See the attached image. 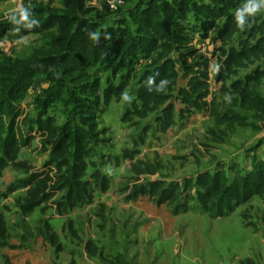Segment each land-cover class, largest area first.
<instances>
[{
  "label": "rangeland",
  "instance_id": "1",
  "mask_svg": "<svg viewBox=\"0 0 264 264\" xmlns=\"http://www.w3.org/2000/svg\"><path fill=\"white\" fill-rule=\"evenodd\" d=\"M118 1L114 9L107 0H82V5L95 28L91 38L103 36L101 57L110 42L136 39L138 49L125 57L126 66L133 59L130 69L115 70L116 62L102 58L92 64L90 47L86 51L78 37L74 52L60 60V46L53 43L58 25L46 28V19L49 14H71L76 0H0V78H8L1 70L7 63L49 59L11 108L19 114L16 125L22 140H27L19 159L35 169L45 168L50 156L42 132L46 120L52 119L56 127H63L56 130L58 137L75 128H90L94 135L89 155L84 156L90 165L88 174L94 166L110 179L106 193L96 190L91 204L64 216L48 205L53 200L29 216L22 214L19 205L25 189L3 199L9 238L0 247V264H116V257L130 264H238L245 258L264 264L262 197L254 196L234 213L217 219L194 204L188 213L173 215L145 196L130 199L132 189L147 180L164 178L182 184L199 172L222 167L228 175L253 173L264 163V80L254 89L258 97L253 103L222 91L216 80L224 55L238 43L239 35L224 43L217 38L224 21L218 15L219 2L228 4L225 14L233 12L232 4L229 0ZM203 75L210 95L200 100L192 83ZM158 79L166 86V104L145 118L123 121L139 93ZM120 80L128 82L122 98L103 105L104 89ZM165 106L172 123L163 132ZM125 151H132L134 158H125ZM25 176L7 168L0 189L5 191ZM44 220L58 235L59 251L39 235ZM87 242L102 256L89 255Z\"/></svg>",
  "mask_w": 264,
  "mask_h": 264
},
{
  "label": "trees",
  "instance_id": "2",
  "mask_svg": "<svg viewBox=\"0 0 264 264\" xmlns=\"http://www.w3.org/2000/svg\"><path fill=\"white\" fill-rule=\"evenodd\" d=\"M229 1L233 8L230 14H225L228 4L219 2L218 15L224 21L217 38L224 43L239 35L238 43L224 55L216 80L221 83L222 91L237 95L245 103H253L258 97L253 95L254 89L264 80V4L259 2L260 0L241 2L235 0L236 3L233 0ZM254 6L256 10L250 11ZM83 9L82 0H76L69 11L71 14L47 16L46 28L54 23L59 28L53 43L60 46V60L66 61L67 55L74 52L72 45L74 39L78 37L79 44L84 45L86 51L90 47L91 62H97L102 58L103 62H116L115 70L122 67L130 69L133 59H128L126 66L125 57L134 54L138 49L136 39L133 37L128 40L119 39L117 44L110 42L101 57L103 36L99 34L96 38H91L95 28ZM9 29H16V26H10ZM84 38H87L86 42ZM48 60L36 58L28 63L23 61L20 65L11 62L1 68L8 78L6 80L0 78V179L9 167L15 171H23L26 176L5 191L0 189V247L7 245L9 238L2 201L18 189H25V195L19 205L25 216L31 215L36 208L48 204L51 200L53 201L48 205H52L59 215L64 216L74 208L91 204L96 190L106 193L110 189L109 177L98 168L92 166V172L88 174L90 165L85 162L84 156L89 155L88 144L94 135L90 128L89 130L75 128L68 134L58 137L56 130L60 131L63 127H56L52 119H47L42 133L49 147L50 161L45 168L35 169L30 162L19 159L27 140H22V131L16 125L19 114L13 112L11 108L14 101L19 99V93L31 85L39 69ZM243 70L249 72L241 78L239 73ZM227 82L229 84L226 86ZM163 84L164 80L150 82L148 87L139 93L138 102L131 103V108L124 114L122 120L126 122L132 121L135 117L145 118L148 113L155 111L156 107L166 104L168 96L164 88L166 86ZM127 86V80H120L118 84L106 87L101 96L103 105H109L113 98L119 101ZM192 89L198 93V99L208 98L210 91L207 75L196 78L192 83ZM7 105L9 107L6 108ZM164 114L165 119L161 117L160 124V130L163 132L172 123L169 107L165 106ZM124 153L125 158L131 160L134 158L132 151ZM135 172L141 173L142 170L135 168ZM140 196L149 198L156 206H166L173 215L188 213L194 204L212 219L226 217L248 203L254 196L264 199V163L261 162L253 173L228 175L222 167L199 172L192 178H185L182 184L164 178L147 180L132 189L130 199L136 200ZM44 210L45 208H42L43 212ZM39 235L44 242L55 248V251H59L58 235L46 220L39 228ZM85 249L91 256H102L91 242L85 244ZM114 263L130 264L121 257H116ZM238 264L256 263L251 258H245Z\"/></svg>",
  "mask_w": 264,
  "mask_h": 264
},
{
  "label": "built area",
  "instance_id": "3",
  "mask_svg": "<svg viewBox=\"0 0 264 264\" xmlns=\"http://www.w3.org/2000/svg\"><path fill=\"white\" fill-rule=\"evenodd\" d=\"M119 3L118 0H107V5L109 8L114 9L115 6Z\"/></svg>",
  "mask_w": 264,
  "mask_h": 264
},
{
  "label": "clouds",
  "instance_id": "4",
  "mask_svg": "<svg viewBox=\"0 0 264 264\" xmlns=\"http://www.w3.org/2000/svg\"><path fill=\"white\" fill-rule=\"evenodd\" d=\"M256 10V6H254L252 9H250V11H255ZM241 22H242V18H241Z\"/></svg>",
  "mask_w": 264,
  "mask_h": 264
}]
</instances>
